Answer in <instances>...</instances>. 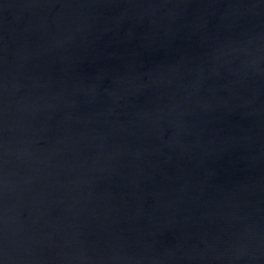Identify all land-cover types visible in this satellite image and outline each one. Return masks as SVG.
I'll return each instance as SVG.
<instances>
[{"label": "water", "instance_id": "1", "mask_svg": "<svg viewBox=\"0 0 264 264\" xmlns=\"http://www.w3.org/2000/svg\"><path fill=\"white\" fill-rule=\"evenodd\" d=\"M0 264H264V0H0Z\"/></svg>", "mask_w": 264, "mask_h": 264}]
</instances>
